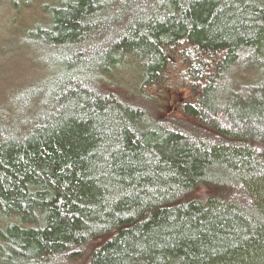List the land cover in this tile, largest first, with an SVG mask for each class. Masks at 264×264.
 <instances>
[{
  "label": "trees",
  "instance_id": "1",
  "mask_svg": "<svg viewBox=\"0 0 264 264\" xmlns=\"http://www.w3.org/2000/svg\"><path fill=\"white\" fill-rule=\"evenodd\" d=\"M0 4V264H264V0Z\"/></svg>",
  "mask_w": 264,
  "mask_h": 264
},
{
  "label": "rangeland",
  "instance_id": "2",
  "mask_svg": "<svg viewBox=\"0 0 264 264\" xmlns=\"http://www.w3.org/2000/svg\"><path fill=\"white\" fill-rule=\"evenodd\" d=\"M29 19L30 13L28 14V20ZM10 25H12L11 14L4 4H0V36L7 35V28ZM4 72H12L27 76L28 70L22 66V61L19 57L9 56L6 59L0 60V73ZM181 96L182 94L167 92L165 97L159 99V106L156 108V112L159 115L166 113L174 105V102L181 98Z\"/></svg>",
  "mask_w": 264,
  "mask_h": 264
}]
</instances>
